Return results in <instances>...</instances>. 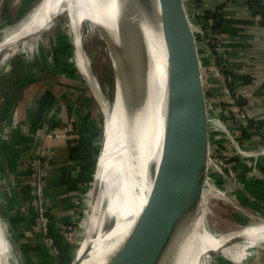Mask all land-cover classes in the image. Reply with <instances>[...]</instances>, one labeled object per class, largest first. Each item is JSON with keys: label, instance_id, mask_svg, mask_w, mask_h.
<instances>
[{"label": "crops", "instance_id": "1", "mask_svg": "<svg viewBox=\"0 0 264 264\" xmlns=\"http://www.w3.org/2000/svg\"><path fill=\"white\" fill-rule=\"evenodd\" d=\"M202 5L205 11H218L224 26L218 31L221 45L213 51L212 58L215 62L226 61L237 83L250 136L242 140V145L247 149L264 148L262 18L253 14L246 0H202ZM28 51L19 54L18 59H4L0 68V75L5 73L0 81V220L17 256L32 262L35 253L45 248L42 236L33 229V142L40 133L63 129L67 124L75 129V137L54 147L43 161L48 170L45 195L50 233L57 237L61 226L79 220L82 193L91 178L94 135L99 127L91 112L89 81L77 64L74 45ZM227 129H223L225 138L230 132ZM227 152L229 160L232 150L228 142ZM252 174L248 181L250 196L264 202V157L258 158ZM200 240L195 241L196 250ZM260 244L264 245V241ZM244 257H253V253Z\"/></svg>", "mask_w": 264, "mask_h": 264}, {"label": "water", "instance_id": "2", "mask_svg": "<svg viewBox=\"0 0 264 264\" xmlns=\"http://www.w3.org/2000/svg\"><path fill=\"white\" fill-rule=\"evenodd\" d=\"M261 1L264 4V0ZM132 3L133 8L148 14L151 0H132ZM115 4L113 26L116 29L109 27L111 23L105 20L95 22V29L112 55L115 73L113 101L117 96V75L121 79L123 113L127 105L126 80L123 68L115 64V59L122 66L126 65L131 76L144 85L148 70V44L139 28L130 21L122 1L115 0ZM158 6L161 40L156 47L166 63L167 95L164 103L168 121L163 132L158 134L161 159L144 212L109 264H174L176 257L173 258V254L178 256L183 247H177L171 254L169 248L196 216L205 231L213 236L219 235L214 223L208 219L207 204L213 199L214 207H219L229 195L227 144L217 109L216 84L220 85L221 81L218 75L213 74L212 55L188 0H158ZM1 8L2 0L0 12ZM89 89L92 92L90 85ZM224 95L228 96V92L224 91ZM94 174L95 168L93 182ZM130 182L124 175L114 178L108 185V189L112 187L114 191L107 192L113 194L116 191L113 210L120 214L126 211L130 198L126 185ZM34 222V231L42 236L44 247L52 257L53 250L48 248L50 245L36 218ZM215 253L208 251L203 254L199 264H212ZM165 258V263H162ZM80 263L81 258H76L70 264Z\"/></svg>", "mask_w": 264, "mask_h": 264}, {"label": "bare ground", "instance_id": "3", "mask_svg": "<svg viewBox=\"0 0 264 264\" xmlns=\"http://www.w3.org/2000/svg\"><path fill=\"white\" fill-rule=\"evenodd\" d=\"M89 1L93 4L96 0ZM106 1L109 4L114 2V0ZM121 1L123 7L129 12L130 21L139 28L148 44L146 83L143 85L138 82L115 59V64L121 66L120 69L123 68L127 105L125 112L122 113L121 79L117 75V96L113 103V112L110 117H107L105 123L102 148L95 167L85 238L75 254V259L81 258L80 264H109L124 246L148 201L161 159V143L158 134L163 132L168 122L166 104L164 103L167 95L166 63L156 47L161 40L158 0H151L147 15L133 8L132 0ZM61 5L65 8L70 7L73 11L74 29H76L83 17L86 7L85 0H39L20 28L0 40V53L11 42L37 32L48 22L50 17L56 15ZM117 70L119 72V68ZM120 116L124 120L121 121ZM124 175H127L132 182L130 185L128 183L126 185L130 198L126 205V211L124 214H120L113 210L116 191L113 194H107V190L114 178L117 179L118 176ZM191 225L193 231L190 228ZM189 233H194L195 241L202 238L219 249L233 237H242L244 239L242 243L246 247L241 244L230 250L228 248L223 250L224 255L230 259H232L230 257L232 254V260L235 263L240 262V259H234L237 252L245 256L251 248L264 241L263 224L250 223L247 228H243L238 235L234 236L232 234L213 236L205 231L196 216L169 248L171 254L177 247H183L178 256L173 254V258L176 257L174 264H177L179 257L178 264H183L184 258L188 254L187 251L183 254V249L187 247L189 238L194 237ZM193 242L194 239L189 241V249ZM9 244L0 224V264L9 262L5 261V259L9 260L8 257L12 253ZM166 258L162 263H165Z\"/></svg>", "mask_w": 264, "mask_h": 264}, {"label": "rangeland", "instance_id": "4", "mask_svg": "<svg viewBox=\"0 0 264 264\" xmlns=\"http://www.w3.org/2000/svg\"><path fill=\"white\" fill-rule=\"evenodd\" d=\"M38 1L39 0H2V8L0 12V40L4 39L6 35L13 33L18 28H20L29 12ZM85 5L86 7L83 17L80 19L76 29H74L75 24L73 23V11L70 9V7L65 8L63 5H61L60 8L57 7L58 10L56 9V15L50 17L47 20L48 22L42 28L33 34L28 35L29 37L25 36L26 38L19 42L17 41L24 37L6 45L0 55L1 68L4 59H10V61L13 58L18 59V57H20L19 54H25L26 52H29L28 49L36 50L40 47H52L60 49L68 48L70 46L73 47L74 45L77 64L83 76L89 81L88 85L92 87V92L95 95L94 97L91 90H88L93 100L91 112L94 114L95 122L99 127L98 131H96L94 135L96 144L94 146L95 148L92 155L91 178L84 192L82 193V211L77 222L67 224L71 225L74 229L72 238L68 239L65 237V235L62 233V229L66 225L61 226L57 237H55L52 232L49 235L51 246L48 248L53 250V258L49 255V250H47V248H43L42 250H38V252L35 253L36 258L34 257L32 262L27 258L21 259V257H18L14 247L10 243L12 253L8 257L9 260H7L9 261V264H70L75 259L77 248L85 238L87 216L89 214V205L91 201L92 188L94 185L92 174L94 172V168L96 167L95 162L97 164V157H99L98 153L101 147V142H103L102 138L104 137L107 117H110L113 112L115 82L112 55L108 45L95 29V22L101 23V21L105 20L104 22L108 21L111 23L109 24V27L116 29V26H113L115 25L113 24V18H115L114 15H116V4L115 0L113 4L107 3L106 0H96L93 4L89 0H85ZM123 68L128 70L126 65H123ZM44 74L50 76V72H45ZM213 74L216 76V72H213ZM2 75L4 76L5 73ZM2 75H0V81L3 80ZM110 83L112 85L111 90H109ZM236 88H238V86ZM225 89L227 90V87H225ZM216 91L218 97V114L221 112L222 108H226L232 114L231 110L233 105L231 104V101H233L232 96H234V94L230 91L228 96H225V90L222 88V92H220L222 95L221 97L218 91V84H216ZM234 97H236V95ZM232 117L234 118L236 116ZM73 130L75 131L74 127ZM42 134H44V132L40 133V135ZM227 140L228 139H226V141ZM239 142L241 144V140ZM229 148L232 150L231 157L228 160L230 176L229 181L231 187L228 189L229 195L227 201L225 203H221L219 207H214L213 202L215 201L213 199L207 204L208 219L211 221V223H214L215 229L219 235L223 236L228 234H232L233 236L236 234L238 235L239 231L243 228H247L250 223L264 225V202L259 198L250 196L251 193L248 184L250 177L253 175V171L256 170L254 160L251 157L246 158L244 155L239 154L236 150L237 148H235V146L231 143H229ZM35 149L38 148L35 147ZM254 167L255 169H253ZM108 190H110V193L114 191L112 187ZM109 192L107 194H110ZM0 223L3 227L1 220ZM190 228L192 230L193 226L191 225ZM189 234L194 236L189 238L190 242L194 239L193 245L191 247L192 252L188 247L189 241H187V247L183 249V254L186 251L188 252L187 256L185 257L187 260H184L185 262H189L188 264H199L198 260L201 261L203 254L208 251H216L212 264H264V245L258 244L256 250L250 249L248 253L253 252V257H247L248 259L237 252L234 255V259L236 260L238 258L240 259V262L235 263L232 260V254L230 255L232 259H230L224 255L225 253L223 250L227 248L230 250L241 244L242 246L246 247V245H243L242 243L244 240L242 237H231L232 240L228 241L226 244H224L225 246H222L220 249L216 245H213L202 239L199 242V249L196 250V236L194 233ZM54 250L56 252H54ZM179 258L177 264L180 260ZM12 259H15V261Z\"/></svg>", "mask_w": 264, "mask_h": 264}, {"label": "built area", "instance_id": "5", "mask_svg": "<svg viewBox=\"0 0 264 264\" xmlns=\"http://www.w3.org/2000/svg\"><path fill=\"white\" fill-rule=\"evenodd\" d=\"M195 19L202 18L205 16V9L202 5V0H188ZM210 13V16L207 17L204 22L198 24V28L200 33L205 37L206 43L208 45L209 52L211 55L213 51L220 47L221 45V34L218 31L208 32L204 29V25H212L213 15L215 13L214 10H207ZM211 38L213 39L211 41ZM211 41V42H210ZM213 60V58H212ZM223 61V60H222ZM213 68L216 72V75L220 77L221 84H218V91L222 92V88L228 93H233V101L231 104L233 105L232 114L225 108H222L221 112L219 113L220 123L222 129H227L229 132V136L225 138L228 139L227 141L237 148L239 154L244 155L246 158H253L255 165L258 162L259 157H264V148L260 149H247L242 145V141L240 144V131L237 130V127H246L245 121L247 120V114L245 111V107L241 105L240 98L238 94L237 83L235 82L233 76L230 73H224L227 70V67L222 62L219 66L216 65V62L212 61ZM227 87V90L225 89ZM222 97V95H221ZM220 99V98H219ZM221 108V107H220ZM239 114V115H238ZM238 115V116H237ZM236 116V117H232ZM235 124V125H234ZM239 134V135H238ZM75 137V131L71 124H67L63 129L58 130H48L42 135H38L35 139L34 146L38 149L36 150L35 156H33L32 160V182H31V205L35 212V218L38 222V225L41 228V233L46 237L48 244L51 246L50 243V222L48 219L47 214V200L45 195V188H46V179L48 175V170L45 168L43 161L51 155V150L56 147L58 144L67 142ZM230 178V176H229ZM230 180V179H229ZM231 187L230 181L228 189ZM248 194V193H247ZM246 194V195H247ZM71 225H66L62 229V233L65 235L66 238L71 239L73 236V231ZM54 252H56L54 250Z\"/></svg>", "mask_w": 264, "mask_h": 264}, {"label": "trees", "instance_id": "6", "mask_svg": "<svg viewBox=\"0 0 264 264\" xmlns=\"http://www.w3.org/2000/svg\"><path fill=\"white\" fill-rule=\"evenodd\" d=\"M246 3H247L248 7L250 8V10L253 12L254 15L260 16L262 18L261 26L264 28V4L262 3V1L261 0H246ZM209 16H210V13L208 11H206L204 17L198 18L195 21H196L197 24H198V22L199 23H201V22L203 23L204 20L207 17H209ZM212 18H213L214 22L211 25V27L208 28V26L204 25V29L206 30L208 28L209 30H207V31L211 32V33L216 31V30L221 32L222 27L224 28V26L221 23L222 20H221L220 13H218V11H217L216 13H214ZM212 40L213 39L211 38V41ZM221 62L223 64H225V66L227 67V70H228V71H225L224 73H230L231 74L230 68L228 67L226 61L216 62V65L219 66ZM231 75L233 76V74H231ZM111 88H112V85L110 83L109 84V90H111ZM240 104L243 105L242 102ZM245 123H247V120L245 121ZM249 125H251V124H249ZM236 129L240 131V140L241 141L244 140V139H249L250 138L249 132H248V129H249L248 124H247L246 127L240 126V127H237Z\"/></svg>", "mask_w": 264, "mask_h": 264}]
</instances>
